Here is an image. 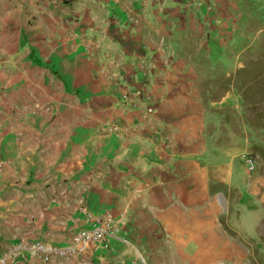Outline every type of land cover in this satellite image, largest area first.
Masks as SVG:
<instances>
[{"label":"crops","instance_id":"crops-1","mask_svg":"<svg viewBox=\"0 0 264 264\" xmlns=\"http://www.w3.org/2000/svg\"><path fill=\"white\" fill-rule=\"evenodd\" d=\"M247 5L0 0V252L66 245L86 210L112 213L121 230L80 255L21 264H242L253 245L264 253V130L251 122L249 134L229 111ZM106 58L120 80L100 74Z\"/></svg>","mask_w":264,"mask_h":264},{"label":"built area","instance_id":"built-area-1","mask_svg":"<svg viewBox=\"0 0 264 264\" xmlns=\"http://www.w3.org/2000/svg\"><path fill=\"white\" fill-rule=\"evenodd\" d=\"M126 18L137 23V19L130 13L126 12ZM86 52H90V47L86 46ZM142 66V65H141ZM100 74L111 81L120 80L119 74L116 72V64L114 59L106 58L102 63ZM122 98L126 99L130 96L129 91H123ZM143 108L141 113L143 116H148L154 113L155 108L147 98H143ZM24 107L21 111H29L35 114L38 109ZM46 109V107H42ZM136 129H141L140 124L134 126ZM156 135L160 132L152 128ZM21 134V132H18ZM246 167L249 171L255 167V161L250 153H243L241 155ZM3 161L0 160V167ZM86 226L79 228L71 237V240L66 245H55L41 240H20L12 246L0 252V264H21L26 258H32L40 262H49L56 259L71 258L82 254L90 244H97L108 240L110 237L116 236L122 228V223L116 221L110 212L93 213L85 210Z\"/></svg>","mask_w":264,"mask_h":264},{"label":"rangeland","instance_id":"rangeland-1","mask_svg":"<svg viewBox=\"0 0 264 264\" xmlns=\"http://www.w3.org/2000/svg\"><path fill=\"white\" fill-rule=\"evenodd\" d=\"M247 3V8L252 12L250 17L246 16L250 22L249 36L245 39V44L237 46L236 51L245 57L244 67L238 70V77L231 79L232 87L235 88L232 97L237 96V99L233 98L232 101H237L238 107L228 110L240 119L238 126L249 131V134L253 129L251 122L255 130L262 134L261 131L264 130V0H247ZM215 49L219 50L217 46ZM259 151L261 152L260 148ZM254 175L255 180L261 182L263 175L261 173ZM239 239L243 240V238ZM252 250L239 253L237 261H243L242 264H264V253L260 248L253 245Z\"/></svg>","mask_w":264,"mask_h":264}]
</instances>
